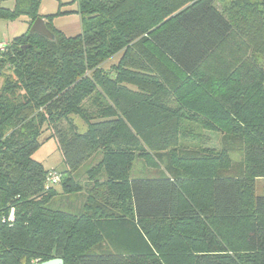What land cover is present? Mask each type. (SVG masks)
<instances>
[{
	"label": "trees",
	"instance_id": "obj_1",
	"mask_svg": "<svg viewBox=\"0 0 264 264\" xmlns=\"http://www.w3.org/2000/svg\"><path fill=\"white\" fill-rule=\"evenodd\" d=\"M39 2L0 6L56 35L0 50V264H264L261 3L78 0L83 30L67 36ZM234 36L246 51L209 69ZM51 139L64 169L48 187L34 155ZM137 158L162 175L133 179ZM59 194H81L78 211L54 207Z\"/></svg>",
	"mask_w": 264,
	"mask_h": 264
},
{
	"label": "rangeland",
	"instance_id": "obj_2",
	"mask_svg": "<svg viewBox=\"0 0 264 264\" xmlns=\"http://www.w3.org/2000/svg\"><path fill=\"white\" fill-rule=\"evenodd\" d=\"M234 0H215V5L225 14L229 12L230 6ZM260 2V7L264 9V0H251ZM17 0H0V6L5 8L14 9ZM61 11V13H60ZM38 12L42 15H51L52 24L55 29L63 31L67 36H75L82 32L83 30V18L78 12V0H40L38 5ZM30 30V19L26 15L16 19L8 20L0 18V42L9 43L15 37L22 34L28 33ZM233 39V40H232ZM241 41L234 36L229 39L225 44L216 52L214 58L207 61V67L216 69L223 66L229 65L233 60L231 58L238 57L244 51L241 45ZM230 62V63H228ZM75 121L80 127V131L84 132L87 129V124L80 118L75 117ZM47 136V134H46ZM232 158L234 161H238L241 158L239 152L232 153ZM34 157L42 161L46 168L57 167L59 170L64 169V164L62 163V155L53 139L45 142L41 148L35 153ZM97 160V159H96ZM141 160L137 159L135 161L136 168L141 167ZM91 165L90 161H87L79 171L76 173L78 179L83 178L82 174L84 170ZM134 173V172H133ZM60 188V187H59ZM61 190V189H59ZM256 193L257 195L264 196V177L258 179L256 182ZM76 200V205L82 204L81 194L65 195L59 194L54 199V207H60L65 210H70L72 212H77L78 209L70 208L68 206V200ZM80 198V199H79Z\"/></svg>",
	"mask_w": 264,
	"mask_h": 264
},
{
	"label": "crops",
	"instance_id": "obj_3",
	"mask_svg": "<svg viewBox=\"0 0 264 264\" xmlns=\"http://www.w3.org/2000/svg\"><path fill=\"white\" fill-rule=\"evenodd\" d=\"M80 128V127H79ZM207 133H209V137L207 136V137H205V139H207V142L209 143V145L211 146H213V145H216V146H219L220 145V139L218 138V135H214V136H211L212 135V133H210V131L209 132H207ZM219 135H221V134H219ZM221 138H222V135L220 136ZM222 140V139H221ZM222 143V142H221ZM137 159H139V160H141L142 162H141V167L140 168H136V166H135V161L137 160ZM135 161H134V163H133V168H132V172H131V174H132V177H133V179L134 178H150V177H156V176H160V175H162V170H161V168L159 167V168H155L154 166H149L147 163H145V160L144 159H140V158H137ZM91 163V162H90ZM49 168V167H48ZM54 168H56V167H54ZM86 170V169H85ZM85 170H84V172H85ZM134 172V173H133ZM260 179H262V178H260ZM73 198H71V200H72Z\"/></svg>",
	"mask_w": 264,
	"mask_h": 264
},
{
	"label": "water",
	"instance_id": "obj_4",
	"mask_svg": "<svg viewBox=\"0 0 264 264\" xmlns=\"http://www.w3.org/2000/svg\"><path fill=\"white\" fill-rule=\"evenodd\" d=\"M31 34H39L50 41H56L55 33L49 29L46 20L43 17H38L30 27ZM37 264H64L63 258H53L47 261L39 262Z\"/></svg>",
	"mask_w": 264,
	"mask_h": 264
},
{
	"label": "built area",
	"instance_id": "obj_5",
	"mask_svg": "<svg viewBox=\"0 0 264 264\" xmlns=\"http://www.w3.org/2000/svg\"><path fill=\"white\" fill-rule=\"evenodd\" d=\"M7 43L0 42V50L6 49ZM62 181V173L56 168H50L46 172L45 184L48 187L57 186ZM3 221H13L15 219V210L12 208L8 215H3L1 218Z\"/></svg>",
	"mask_w": 264,
	"mask_h": 264
}]
</instances>
